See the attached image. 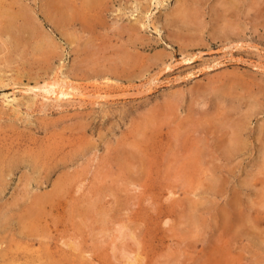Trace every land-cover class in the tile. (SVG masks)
Wrapping results in <instances>:
<instances>
[{
  "label": "rangeland",
  "instance_id": "374dc122",
  "mask_svg": "<svg viewBox=\"0 0 264 264\" xmlns=\"http://www.w3.org/2000/svg\"><path fill=\"white\" fill-rule=\"evenodd\" d=\"M19 1L42 34L14 52L0 8V154L47 155L6 175L0 264H264V0H103L67 26ZM56 73L73 96L44 97Z\"/></svg>",
  "mask_w": 264,
  "mask_h": 264
},
{
  "label": "bare ground",
  "instance_id": "6f19581e",
  "mask_svg": "<svg viewBox=\"0 0 264 264\" xmlns=\"http://www.w3.org/2000/svg\"><path fill=\"white\" fill-rule=\"evenodd\" d=\"M40 2H41V5H40L39 10L43 14L45 20L57 26L59 25L67 26L68 24H72V23H75L76 21L83 20L85 17V12H84L85 10L89 12L90 11L94 12L98 8H100L103 4V0H41ZM251 6L254 9L256 8L254 4ZM0 8L2 10V13L6 14L7 16V19H6L7 23L4 27V30H2L3 31L2 33L3 35H6V38H7L6 40H8L6 41V43L8 42L7 44L10 46L11 44L14 45V48L12 47L14 52H16L15 50H18V46H20V44L22 43L20 34L23 33L24 31L29 34L28 36L29 39L30 38L36 39L37 37H39V35L42 34V26H41L42 24H40V22L38 21L36 17V13L35 12L33 13L32 10L28 8L26 5L21 4L19 0H0ZM48 40L41 38L39 43L37 42L36 46H34V50L37 51L34 54L38 52H42L43 58L42 57L41 58L47 62H48V59L50 58V54H52L53 52V50L51 49L52 43L50 44ZM6 43L5 45H7ZM8 47L7 48L4 47L3 44L0 45L1 51L3 49L5 50V48L9 50ZM30 51L32 52V50ZM27 52H28V49H27ZM2 63L4 66V63H6V60H4V62ZM59 74H57V76H54L55 78L53 79V81L44 83V86H45V88H43L44 97L48 99H53V100H61L66 97L73 96V94L77 91L78 89L77 87L73 86L71 83L69 84V82H66L65 76H62L64 78L62 77L60 78ZM33 88H36V86L30 87L29 90ZM238 142L239 141L233 144L235 149L240 145V143ZM7 150L10 151L9 149ZM11 151L13 152L10 153ZM11 151L9 153L5 152V153L0 154V189H4V187H6V185L9 182V181L7 182L6 180V175H9V173L18 169V167L21 164H27L33 170L34 169L43 170L44 164L46 163L44 161L46 160L47 154L45 153L43 154L42 151L34 152V150H31V149L22 150L21 148L12 149ZM38 153L42 155H39ZM63 186H62V181L60 180L54 183L52 190L56 191L57 193V191H59ZM51 194H54V193H51ZM38 199L41 200V198H38ZM43 199H44V196H43ZM37 209L36 210L32 209V212L31 210L29 212L32 214H39L40 213L39 208ZM29 212L28 214H30ZM262 232L264 233V230Z\"/></svg>",
  "mask_w": 264,
  "mask_h": 264
}]
</instances>
